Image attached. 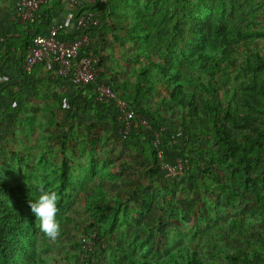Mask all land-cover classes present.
Returning <instances> with one entry per match:
<instances>
[{
	"label": "trees",
	"instance_id": "16d2710c",
	"mask_svg": "<svg viewBox=\"0 0 264 264\" xmlns=\"http://www.w3.org/2000/svg\"><path fill=\"white\" fill-rule=\"evenodd\" d=\"M62 1L53 0L43 12L61 8ZM116 2L96 3L104 21L94 36L102 41L110 37L124 50L131 44L133 59L128 66L120 65L103 46L94 48L98 82L108 85L150 125L146 129L136 124L123 139L128 147L142 139L150 154L139 176L117 179L130 188L125 219L120 217V196L109 203L100 185L88 184L89 175L75 180L78 168L66 155L67 148L71 141L77 157V146H88L80 141L85 132L77 139L75 133L70 138L64 134L57 184L32 169L13 146L7 147L10 161L25 168L15 171L0 163V264H54L59 259L63 264H264V50L259 44L264 32L255 29V12L264 7V0H151L148 8L155 7L154 14L145 16L141 9L132 12L133 19L129 9ZM14 9L0 20V62L15 57L23 78L21 61L31 46V32L39 33L45 26L16 24ZM85 89L94 95V85ZM82 97L76 91L60 100L72 109ZM13 102L0 115V126L20 121L18 128L27 134L36 115L19 118ZM100 118L98 113L96 119ZM155 132L162 138L165 161L182 162L183 171L175 177L159 168ZM1 147L6 150L0 143ZM181 175V190L176 191L172 180ZM41 187L59 194L56 218L63 234L73 220L68 211L85 200L84 232L97 235L95 251L88 257L80 243L70 241L73 252L53 255L56 241L40 232L29 207Z\"/></svg>",
	"mask_w": 264,
	"mask_h": 264
},
{
	"label": "rangeland",
	"instance_id": "374dc122",
	"mask_svg": "<svg viewBox=\"0 0 264 264\" xmlns=\"http://www.w3.org/2000/svg\"><path fill=\"white\" fill-rule=\"evenodd\" d=\"M16 1L17 0H0V20L3 15L4 17L7 16L9 11L15 7ZM116 1V3L120 4L125 9H129L131 14L130 16L128 15V17H130V19H133L132 12L134 11L137 12L142 9L144 10L143 14L145 16L153 15L155 11V7L148 8L151 0ZM52 2L51 0V3ZM156 10H158V8H156ZM255 18L257 23L255 29L264 32V7H258L255 12ZM102 20L104 21L103 17ZM259 44L261 49L264 50V37H260ZM102 46L105 51L112 52V57L118 64L120 63V65L124 66L130 65L129 61L133 59L131 55L133 51L131 44H128V50H124L113 42V39L110 37L105 41L97 39L94 44L96 50L98 49L99 51ZM15 60L16 58L11 56L8 60L5 61L3 59L0 62V115H2V113L8 109V105H11V102L14 101L13 107L20 111L19 118L26 116L27 113L36 115V119H34L35 126L33 129L27 128V134H22L21 130L18 128L20 121L11 120L2 123V126H0V143L5 145L6 150L2 147L0 148V163H6L8 166L12 165L15 171L20 167L25 168V164L23 163L18 164L10 161V152L7 150V147L13 146V150H17L19 156L27 159L32 169L35 168L38 172L43 173L46 179L48 177L51 179L52 183L57 184L62 159L64 158V134L68 133V138H70L71 135L75 133L74 139H77L83 136L82 133L85 132L87 136L81 137L80 141L83 139L86 141L88 144L86 149H83L79 144L77 146L78 150L76 151L77 157H74L72 154L71 141L67 148L68 151L66 155L71 157L72 161L75 163V168H78V177H76L75 180L78 181L79 178L85 179L86 176L89 175L90 181H88V184L94 183L100 185L109 194V203H113L112 197L117 198L120 196L123 202L121 204L122 212L120 213V217L125 219L123 210L126 206L125 201L129 197L126 191L130 188L126 184L117 183V179L120 177L126 178L131 173L134 175L133 177L140 175L138 172L139 169L149 164L147 158L150 154L147 145L139 138L133 143L132 147L126 145L122 137H120L119 114L116 105L108 106L107 104L106 106L108 108L100 106L96 102L94 95L91 94L89 96L85 87L73 86L69 91L58 90L59 86L49 78L48 72L44 66L38 68V70H45L46 76L44 78L36 79L35 76L31 77V79L26 77L22 78L18 73L17 65L14 62ZM76 91L83 93L82 100L80 102L78 101V105H76V107L79 106L80 110L74 111L76 107L67 109L66 104L68 103L66 101L61 103L60 97L64 94H73ZM61 104L63 110L61 109ZM42 110H44L45 114ZM71 112L76 115H73ZM98 113L101 115L99 120L96 119ZM71 116H74V119H72ZM48 120L53 122L51 126H47ZM92 125L94 127H92ZM88 131H90L89 134H87ZM26 146L28 148H26ZM141 153H145L143 158ZM40 158L43 159L42 162ZM136 161L142 163L143 166H135L133 162ZM79 167H81V169ZM55 171L58 172L55 173ZM182 176L183 175L172 180L173 187L176 191L181 190L177 179ZM40 177H43V175L40 174ZM146 180L147 179H143L142 183H146ZM84 188H86V186ZM85 204V200L81 199V201L76 202L75 210L71 209L68 211V214L72 215L73 220L67 227L66 234L61 232L60 237L56 240V244L54 243L53 245L55 252L53 255L56 256V258L65 256L63 254L73 252V247L70 242L80 243V251L85 257H88L95 251V248H93L91 251L87 252V250L91 248L86 242H83L84 238H91L96 234V231L90 232L89 234L84 232L87 218ZM129 205L132 207L133 203ZM129 212L128 210V213ZM64 235L68 236L64 238ZM96 240L97 235L94 239L95 243ZM52 263L63 264L61 259L58 260V263L55 261Z\"/></svg>",
	"mask_w": 264,
	"mask_h": 264
},
{
	"label": "built area",
	"instance_id": "2783aa9c",
	"mask_svg": "<svg viewBox=\"0 0 264 264\" xmlns=\"http://www.w3.org/2000/svg\"><path fill=\"white\" fill-rule=\"evenodd\" d=\"M67 11L59 21L47 25L42 22V11L51 0H18L12 20L25 28L45 26L37 33L32 30L31 46L21 61V68L26 77L32 76L35 70L44 66L52 81H70L77 87L95 86L94 96L99 104L114 103L118 110L120 135L126 139L131 135L136 124L146 129L150 128L149 121L136 113L128 103L117 97L114 91L105 83L98 82L100 70L99 59L93 53L97 37L94 33L103 24L102 15L96 9L98 0H66ZM4 42V39H0ZM71 109L70 103L66 104ZM154 146L158 150L159 168L169 178L182 173L183 165L177 161L172 165L165 161L160 149L162 138L155 132ZM84 238L83 242L91 248L96 244L94 239Z\"/></svg>",
	"mask_w": 264,
	"mask_h": 264
},
{
	"label": "clouds",
	"instance_id": "9594fccd",
	"mask_svg": "<svg viewBox=\"0 0 264 264\" xmlns=\"http://www.w3.org/2000/svg\"><path fill=\"white\" fill-rule=\"evenodd\" d=\"M39 192L35 202H29V207L39 221L40 232L47 239L56 241L61 235V225L56 218L59 211L57 206L59 194L55 190H45L43 187Z\"/></svg>",
	"mask_w": 264,
	"mask_h": 264
},
{
	"label": "crops",
	"instance_id": "0c3cea01",
	"mask_svg": "<svg viewBox=\"0 0 264 264\" xmlns=\"http://www.w3.org/2000/svg\"><path fill=\"white\" fill-rule=\"evenodd\" d=\"M53 1V0H52ZM51 4V3H50ZM67 2L66 0H63L62 3H61V8L59 7H54L51 9H48L46 12H43L42 11V14H43V18L48 20L49 21V18H51V21L50 23L45 21L43 22L44 24H51L53 23L54 21H59L63 18V16L65 15L66 11H67V6H66ZM43 31V30H41ZM98 39H100L99 35L97 37ZM37 74V75H36ZM36 79H42L46 76L45 74V70H38V68L35 70V73L32 75V77H34ZM54 83L57 84L58 87V90H64V91H69L73 88L74 85L71 84V82H66L64 80H60V81H53ZM66 83V84H64ZM61 85V86H60ZM76 88V87H75ZM59 92V91H58ZM66 93V92H64Z\"/></svg>",
	"mask_w": 264,
	"mask_h": 264
}]
</instances>
